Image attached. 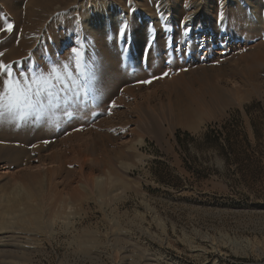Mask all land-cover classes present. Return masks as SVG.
<instances>
[{"label":"rangeland","instance_id":"374dc122","mask_svg":"<svg viewBox=\"0 0 264 264\" xmlns=\"http://www.w3.org/2000/svg\"><path fill=\"white\" fill-rule=\"evenodd\" d=\"M28 1L0 0V51L17 40V32L9 36V23L15 13L23 18ZM90 1L99 0H82L83 7ZM157 1L119 5L158 17ZM79 5L55 12L42 26L38 37L44 41L36 42L44 43L41 56L27 66L19 57L2 65L16 68L23 78L14 76L9 89L18 97L4 102L8 112L0 115V131L11 127L13 139L6 143L21 152L19 158H0V227L5 226L7 244L20 246L9 257L0 256V264H264V61L247 78L240 73L251 64L257 43H264L262 34L243 35L246 25L226 13L227 27L241 29V35L233 40L226 29L217 44L202 46L196 55L190 50L149 54L153 65L144 62L140 69L148 73L141 74L136 66H113L111 55L100 56L92 35L86 37L90 42L83 41L82 29L73 27L82 16ZM239 16L250 19L251 13ZM164 23L154 25L161 30ZM46 31L59 44L52 42L57 50L47 54ZM112 32L108 40L120 50ZM260 50L264 53V47ZM28 51L24 57H32L33 47ZM198 62L202 66L195 68ZM181 64L183 69H175ZM105 68L118 78L127 76L126 84L137 86L132 95L123 93V81L115 89L104 83ZM214 86L224 92L222 98L213 95ZM57 93L65 96L59 111L74 108L73 117L62 119L49 109L56 108ZM107 94L112 95L106 99ZM252 101H261L255 119L259 138L244 108ZM27 121L45 128L41 131L49 124L57 131L22 140L29 129H37L24 126ZM209 128L214 135L203 136ZM217 129L231 133L232 147L255 162L230 153ZM35 210L39 227L33 224Z\"/></svg>","mask_w":264,"mask_h":264},{"label":"bare ground","instance_id":"6f19581e","mask_svg":"<svg viewBox=\"0 0 264 264\" xmlns=\"http://www.w3.org/2000/svg\"><path fill=\"white\" fill-rule=\"evenodd\" d=\"M122 1L123 0H99L98 3H95V1H90V5L85 8V7H83L82 0H71V1H68L67 5L65 4V0H30V1H28L27 6H25L26 7L25 8V15L23 16V18L20 17L19 14L15 13L13 15L12 22L9 23V25L11 23H13V26H11V34L9 36L15 35L16 32L19 35H18V37H16L17 40H15V42L11 45V47L8 50H1L0 51V60H3L2 62L0 61V105H1V108L3 109V110L2 109L0 110V115H2L1 113H4V111L8 112L7 109L9 108V107L7 108V106L5 108L4 107L5 105H2V104H4V102H6V101L10 102L11 100H15L16 97H18L16 95L17 93L15 94L12 92V91H14L13 89H9V86L12 85L11 81L13 80L14 76L19 77L18 71L16 68H13V67H10L9 69H3V67H2L3 62L11 61L12 59L19 57L21 59V61L24 64H26V66H27V64L28 63L30 64L32 60L34 61V59L37 56H41V55H39V53L43 52V44L44 43H40L39 45H36V42L37 41H40V42L44 41L45 37L42 39H40L38 37V34L39 35L43 34L42 33L43 32L42 26L46 22H48V19L50 17H52L53 14H55V12H57L61 9H65V8L69 9V8H71L72 4H75V3L80 4L79 7L83 8L82 9L83 12H82L81 18L78 19L76 25L74 22L73 27H79L80 29H82L81 33L85 34L83 41L84 42L85 41L90 42V39L86 38V37H89V35H92L93 38L95 39V41L98 42V46H99V50H100V53L98 51V54L100 56L102 54H103V57L111 55L112 57L108 58V60H109L108 62H111L113 64V66L115 65V67H116V65H118V67H119V64H120V65H122L120 68H122L124 70H126V68H127L126 64L130 68H133L132 66H136L137 71L140 72L141 74L144 72H147V71H143L140 69L141 65L144 62H145V64L149 63L147 56L161 55V54H164V52H167L169 50H170V52H173L175 55H176V53H181V50L194 51V53L193 52L192 53L195 54V52L198 51L202 46L206 47L207 44H209V46H211L213 44H217L216 42L219 41L217 37H220V34H225L226 29H228L230 31V33L232 32L231 33L232 35L229 38H232L233 40L237 35H241V33H242L241 29L240 30H238V29L232 30L233 27H230V25H228V27H227V25L225 23V18H224L226 13L227 14L233 13L234 18L239 20V21L236 20L234 23H236V24L241 23L243 25H246V29H245V32L243 33V35H245L249 38H252L256 35L262 34L261 37L262 36L264 37V0H218V2H217V0H158L157 1L158 7H159L158 10H162L159 13L158 17H155L151 14L145 13L144 11L141 12V10L138 11V9L136 10L133 7H132L133 11H131L130 9L127 10L126 9L127 6L125 7V6L119 5V3ZM129 1L130 2H132V1L136 2L137 1V4L141 7H144V5H145L143 0H129ZM56 2H58L57 5H55ZM63 4H65V5H63ZM239 4H242L243 7H240ZM84 8H85V10H84ZM217 9L220 10L219 13H217L218 12ZM245 10L249 14L251 13L250 19H247V18L245 19V17L239 16V14H241V12L243 13V16H244ZM164 11L169 12V14L165 16V14L162 13ZM262 13H263V17L261 16ZM168 16L170 17V19H166ZM137 20L140 23H138ZM145 20H146L148 25L146 23H141L142 21H145ZM157 21H159V22H157ZM165 21L167 22L166 24L164 23ZM66 22L68 23V21H66ZM154 23H156V24L157 23H159V24L164 23L163 24L164 26L163 27L161 26V30H158L157 26H155ZM230 24H232V23H230ZM64 27H66V26L64 25ZM147 27H152V28L148 29ZM1 30L2 29H0V31ZM75 30L77 31V29H75ZM75 30L73 29L74 32H75ZM109 31H111V32L116 31L115 37H117L118 42L121 44L120 50L118 48H117L118 50L116 49L115 42L113 39L108 40V38L110 37L108 34ZM13 32H15V33H13ZM47 32L48 31H46V33ZM81 33H80V35H81ZM67 34H69V33L67 32ZM202 34H205L206 36L202 37ZM147 35L149 37H147ZM47 38H49V43H47V45H49V47L47 46L44 50L46 52V54L48 52L50 53V52L56 51L57 47H59V44L57 42L58 38L56 36L54 37L55 39L53 40L51 34H48ZM85 38H86V40H85ZM214 40H216V41H214ZM54 41L57 42V44H56L57 47L52 46L53 45L52 42L54 43ZM115 41H116V39H115ZM32 47H33L32 57L31 56L30 57H24V55H26L29 52L28 50H30ZM243 47H245V46H243ZM263 47H264V43L261 40L257 43L258 50H256L254 53H252V55L250 57L251 61H249V59H248V61L251 62V64L249 66H246V65L243 66V69L240 73L243 74L245 76V78H247V75H250V73H252L251 69L254 65H256L258 62L264 61V53L262 52V50H260V48H263ZM112 52H113V54H112ZM163 56H165V55H163ZM42 57H43V55H42ZM44 57H46V56H44ZM242 59H244V58H242ZM105 60H107V59H105ZM170 60H171V57H170ZM160 61H163V60H160ZM245 62H246V60H245ZM85 63H87V62L85 61ZM18 65L20 66V63H18ZM152 65H153V63L150 62L148 67H151ZM194 65H195V68L202 66L201 64H199V62L195 63ZM183 67H185V65L181 64L179 66H176L175 69L180 70V69H183ZM192 67H194V66H192ZM120 68H118L116 71L123 73L124 70H121ZM102 70H103V68H102ZM108 70H109V68H105L104 72H102L101 77H102V80L104 83H112L111 85H113L114 89H115V87L117 88V86H114V85H118V83L120 84V82H122V81L125 83V85H127L126 83L129 81V80H127V76L126 77L123 76V78H118V76L115 73L116 71L114 69H113V74L115 76L112 75V71L110 74H108L109 73ZM148 71L150 72V69ZM43 73H41V74H43ZM152 74H154V72ZM146 75H148V74H146ZM142 77H144V76L142 75L141 78ZM149 77H151V76H149ZM22 78L19 77V79H22ZM123 82L121 84H123ZM99 84H101V83H99ZM109 85H108V88H109ZM21 87H23V86L21 85ZM136 87H133V86L131 87V86L127 85V87L123 88L124 89L123 93L132 95V92L136 89ZM44 88H46V87H44ZM58 89L56 92L60 93L61 90H58ZM62 89H63V87H62ZM51 90H52V88H51ZM51 90H50V92H51ZM54 90H56V89H54ZM16 91H18V89ZM63 91H62V93H63ZM47 92H48V90H47ZM56 92H53V93H56ZM212 92L214 93L213 95H216L218 97L222 98L224 96V92H222L218 86L217 87L214 86ZM59 93L54 94V95H57V99L59 97V99L57 101L55 100L56 101L55 102L56 108H54V109L49 108V109H51V111L53 113H55V115L58 114L60 117H62V119L64 117H67V116L73 117V115L75 114L74 108L70 109V108L66 107L65 109H62L61 112L59 111L61 108L64 107L62 100H60V98L63 96L64 93L62 94V96ZM52 94L50 93V95H52ZM69 95H70V93H69ZM107 95L109 96L110 94H107ZM110 96L106 97V99L110 98ZM53 97L51 96V98H53ZM63 97H65V96H63ZM103 97H105V96H103ZM65 100L68 101V99H65ZM69 103H70V101H69ZM69 103H68V105H70ZM67 109H70L71 111H68ZM51 111H50V113H52ZM190 111H192V110H190ZM194 112H195V110H194ZM51 115L53 116V114H51ZM27 122H28V124L25 123L26 125H24V126H30L32 128L36 127L37 129H34V130L29 129L30 132L25 134L24 138L22 140L26 139L27 141L31 142L34 139L43 138V136H45L46 133L47 134L50 132L53 133L54 129H55V127L51 128L52 125L49 124L50 128L48 127L49 128V129H47L48 131L46 130L47 132H45V130L41 131L42 129H45L41 125H38V126H37V124L31 125L29 123L30 121H27ZM31 123H33V122H31ZM62 127H66V126H62ZM10 132H11V127H9V130L5 129V131L4 130L0 131V140L4 141V142H0V158H3V159L6 158L5 160H9V157L11 158V155L13 157L19 158L20 154H21L20 151H17L15 148H12L10 146V144L6 143L7 140L13 139ZM16 153H18V155ZM52 155L54 156V154H52ZM2 211H4V210H2ZM26 213H27V211H26ZM30 213L32 215V211ZM24 215L25 214H23L22 216L24 217ZM19 216H21V215L19 214ZM26 219L28 220V218H26ZM21 220H23V218ZM28 222H26V223H28ZM33 224L37 227H39L41 225V220H40V217L38 216V211H36V210H35V213L33 214ZM4 228H5V226L0 227V256H3V258L8 256L9 253H11V252H15V251L18 252V249L20 248L19 245L12 244L13 242L10 244H7L8 242L7 243L5 242L6 235L4 233L5 232L7 233V231H5ZM2 229H4V230H2ZM25 238H26V236H25ZM25 241H26V239H25ZM29 241L31 242L32 240H29ZM26 243H28V242H26ZM26 246H27V244H26ZM21 250H23V249H21ZM1 259H2V257H1Z\"/></svg>","mask_w":264,"mask_h":264},{"label":"trees","instance_id":"16d2710c","mask_svg":"<svg viewBox=\"0 0 264 264\" xmlns=\"http://www.w3.org/2000/svg\"><path fill=\"white\" fill-rule=\"evenodd\" d=\"M261 104V101H252L251 103L247 104L244 106L245 111L247 112V114L250 115L251 119H252V127H253V132L256 138H259L260 136V129L257 128L256 123H255V119H257V117L259 116V114H257L256 110L257 107H259ZM223 127L225 128V125H223ZM214 132L213 129H207L203 134V136L208 137L210 135H212ZM217 132L219 134H223L224 135V139L227 141L228 143V149L230 153H233V155H235L236 157H239L238 159H242L241 154H243L245 156V158L248 160V163H253L255 161L251 160L250 156L248 155V153L245 150H241L239 152H237L232 146L233 143L231 142V138L233 137L231 135V133L229 132H225L223 133L220 129H217ZM183 136L185 138H189V139H194V135H192L190 132L188 131H183L182 132ZM176 141L178 144H182V137H180V132H176ZM214 135V134H213ZM226 155V154H225ZM227 157V156H226Z\"/></svg>","mask_w":264,"mask_h":264}]
</instances>
